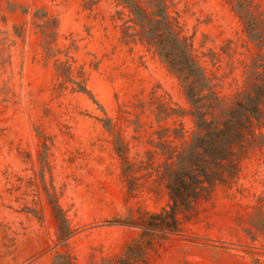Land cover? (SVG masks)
<instances>
[{
  "label": "rangeland",
  "instance_id": "rangeland-1",
  "mask_svg": "<svg viewBox=\"0 0 264 264\" xmlns=\"http://www.w3.org/2000/svg\"><path fill=\"white\" fill-rule=\"evenodd\" d=\"M238 2L264 30V0L167 2L226 105L264 63ZM127 20L114 0H0V264H112L146 246L129 224L168 203L148 152L162 128L194 123L166 64L124 41ZM238 167L180 234L152 240L147 264H264V140Z\"/></svg>",
  "mask_w": 264,
  "mask_h": 264
},
{
  "label": "trees",
  "instance_id": "trees-1",
  "mask_svg": "<svg viewBox=\"0 0 264 264\" xmlns=\"http://www.w3.org/2000/svg\"><path fill=\"white\" fill-rule=\"evenodd\" d=\"M114 1L127 11L124 41L127 44L140 43L153 50L166 64L183 90L194 123L191 131L180 126L162 128L157 132L156 151L148 152V163L154 157L158 158V164L153 167L156 176L153 182L164 186L168 203L160 212L146 213V217L129 224L141 231L146 246L135 241L128 246L124 256L112 263L147 264V249L152 247V240L159 235L180 234L181 217L189 221L197 202L208 199L218 186L234 182L239 174V156L247 146L264 140L261 132L264 129V63L257 66L263 70L259 75L260 82L236 94L226 105L215 92L205 68L193 55V45L169 15V0ZM234 8L249 40L264 48V30L256 28L260 19L245 12L239 2ZM256 127L258 135L254 131ZM118 153L124 157L122 150ZM134 189L131 187L130 191ZM60 225V239L63 240L70 231L63 218ZM57 259L61 260L63 256L58 255Z\"/></svg>",
  "mask_w": 264,
  "mask_h": 264
}]
</instances>
